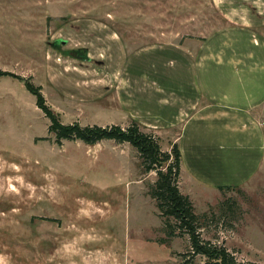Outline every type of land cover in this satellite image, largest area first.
I'll list each match as a JSON object with an SVG mask.
<instances>
[{
	"label": "rangeland",
	"instance_id": "1",
	"mask_svg": "<svg viewBox=\"0 0 264 264\" xmlns=\"http://www.w3.org/2000/svg\"><path fill=\"white\" fill-rule=\"evenodd\" d=\"M0 69L40 86L62 123L136 122L168 150L184 132L174 103L203 104L211 91L243 105L260 91L264 0H0ZM199 123L178 144L201 238L264 264V177L218 191L193 180V138L226 139L220 117ZM49 124L19 79L0 76V264H206L187 235H166L155 172L134 147L57 143Z\"/></svg>",
	"mask_w": 264,
	"mask_h": 264
},
{
	"label": "trees",
	"instance_id": "2",
	"mask_svg": "<svg viewBox=\"0 0 264 264\" xmlns=\"http://www.w3.org/2000/svg\"><path fill=\"white\" fill-rule=\"evenodd\" d=\"M79 52L80 50H68L66 53L77 57ZM3 75L19 79L35 97L36 106L50 121L48 130L55 135L57 143L64 139L80 140L92 145L101 140H114L118 143L127 142L134 147L143 172H155L156 179L151 184L150 196L156 202L166 235H187L190 252L205 257L206 264H256L239 261L225 247L201 238L199 230L203 216L196 214L192 201L180 190L181 154L175 142L170 149L163 150L158 138L143 131L136 122H131L126 127L118 124L102 126L81 125L78 122L62 123L57 113L46 104L40 86L34 85L28 77L0 69V76ZM223 188L227 189L224 186L217 189Z\"/></svg>",
	"mask_w": 264,
	"mask_h": 264
},
{
	"label": "crops",
	"instance_id": "3",
	"mask_svg": "<svg viewBox=\"0 0 264 264\" xmlns=\"http://www.w3.org/2000/svg\"><path fill=\"white\" fill-rule=\"evenodd\" d=\"M259 88L260 91L256 92L255 96L246 95V101L244 100L243 105H240L237 99L232 98V102L226 103L225 107L224 102L213 98V92L208 91L207 94L205 93L208 98L203 99L205 101L203 104H195L192 101L188 105H183L184 109L181 105L178 106L174 103L175 109H170L169 117L171 120L173 118L172 122L175 121L181 125L182 129L184 128V132L181 131L179 135L176 134L175 141H173L180 150L181 160L183 150L178 143L184 137H189L186 134L187 130H189L188 132H199L195 124L204 121V125H206L208 117L218 116L223 120L221 125L216 126V132L226 139L229 138L228 142L226 139L220 140L217 144L215 143L216 140L206 142L201 133L193 138L195 142L191 143L190 153H193V161L201 166V170L192 167L190 176L197 183L207 185L218 191L219 186L227 188L242 186L250 180L256 182L258 177H264V84L262 86L259 84ZM214 103L216 108L212 105ZM181 108L188 111V115L181 119L182 121H177L175 116ZM165 111L168 110L165 109ZM259 119L261 123L257 125ZM242 121L245 125L250 121L252 123L250 128H241ZM170 124L173 127L174 124Z\"/></svg>",
	"mask_w": 264,
	"mask_h": 264
}]
</instances>
